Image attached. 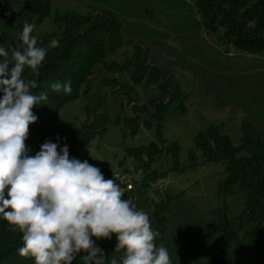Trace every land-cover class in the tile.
<instances>
[{"label":"rangeland","instance_id":"rangeland-1","mask_svg":"<svg viewBox=\"0 0 264 264\" xmlns=\"http://www.w3.org/2000/svg\"><path fill=\"white\" fill-rule=\"evenodd\" d=\"M26 1L30 0H0V9H7L0 22V46L6 49L13 48L18 37L15 18L9 17V12L15 17ZM51 3L50 16L36 31L37 35H58L57 15H113L120 23L119 34L125 44L107 62L123 65L133 56L136 64L128 65L121 75H111L97 66L87 86L57 111L47 141L60 147L67 144L70 158L87 160L100 168L106 179L131 180L136 193L132 201L139 210L148 213L152 229L159 233L155 243L168 249L171 264H217L222 247L221 223L239 215L245 194L237 189L226 196L218 193V183L224 179L223 166L205 162L194 138L199 132L217 126L237 146L244 136L241 126L248 122L256 129V136L264 140V55L240 53L218 39L217 34L205 30L193 0H51ZM167 41L176 42L178 47H170ZM141 62L159 73L161 84L187 95L182 113L174 110L177 101L169 105L163 120L158 121L153 103L161 100L166 104L168 97H162L156 85H133L135 99L128 105L122 84L132 87L130 73ZM154 99L157 101L151 102ZM43 107L51 110L50 105ZM101 117H106L105 127L101 125ZM131 118L137 119L134 135ZM88 132L99 136L88 142L80 135L77 137ZM149 143L164 150L167 146L176 148L183 163L188 153L193 152L197 164L181 172L174 168L166 152L150 163L146 156L140 162L129 153ZM147 162L149 165L144 164ZM148 166L149 172L152 169L163 176L145 178ZM114 239L113 234L111 240L95 243L107 254ZM113 256L119 262L122 253L114 252L111 259Z\"/></svg>","mask_w":264,"mask_h":264},{"label":"trees","instance_id":"trees-1","mask_svg":"<svg viewBox=\"0 0 264 264\" xmlns=\"http://www.w3.org/2000/svg\"><path fill=\"white\" fill-rule=\"evenodd\" d=\"M193 5L197 9L198 19L205 30L217 34L218 39L225 41L240 53L264 55V0H193ZM51 6V0H30L26 1L22 9L17 12L21 16L15 13L14 17L9 12V17L15 18L14 26L18 34L17 42L13 47L18 49L21 47L22 42L19 37L25 23H35L33 35H36L44 46L53 39L59 41L58 47L49 49L38 75L30 76L27 70L25 72L26 77L37 81L38 87L33 91L36 94L44 92L48 97L46 103L42 102L45 104L36 105L32 109L37 120L29 126L25 141L27 154L30 156L39 152L40 146L47 141L48 129L52 126L61 105L73 100L78 91L87 86L97 66H101L111 75H121L125 74L128 65L136 64L133 56L123 65L107 62V58L125 44L119 34L120 23L113 15L105 17L100 14L57 15L55 22L60 33L37 35L36 31L50 16ZM4 10L7 9H0V22L6 15ZM16 21L19 23L16 24ZM140 64L130 73L132 87L122 84L126 89L124 95L128 105L135 99L133 85L142 84L144 87L156 85L162 93L161 96L168 97L166 104H163L161 100L158 101L159 103H153L159 115L158 121L163 120L168 112L167 108L174 102L178 101L174 110L182 113L187 95L178 88L168 89V86H165L166 83L161 84V78L155 69L147 68L143 62ZM69 80L72 88L70 94L52 90L51 85L56 81ZM114 83L117 84L116 81ZM43 105H50L51 110L48 111ZM100 120L101 125L104 124L105 127L106 117H101ZM129 121L132 128L131 135H134L137 119L131 118ZM147 124L149 122H145V125ZM241 128L244 136L241 144L237 146L227 135L221 133L217 126L199 132L194 138L195 147L203 153L205 162L223 166L224 179L218 183V193L226 196L233 194L237 189L245 194L243 210L239 215L230 220L225 218L221 223L222 247L217 264H233V261H237L238 264H264V140L256 136V129L252 124L244 122ZM78 135L86 142L99 136L93 132L79 133L77 137ZM163 152L169 154L174 168L178 171H188L197 164V158L193 152L188 153L184 163L181 162L177 149L172 146H167L164 150L156 143H149L129 150L137 161L142 162L143 157L146 156L149 158V163L152 160L155 161ZM149 163L144 164L149 165ZM145 169V178L156 179L163 176L152 169L149 172V166ZM138 193L137 195L141 196L140 192ZM133 194L136 195V193ZM116 243L115 237L108 245L105 264H110ZM22 246V234L19 231L16 233L8 231L7 222L0 219V264H34L32 258L19 256L18 249ZM82 255L84 254L77 256L73 264H83Z\"/></svg>","mask_w":264,"mask_h":264},{"label":"clouds","instance_id":"clouds-1","mask_svg":"<svg viewBox=\"0 0 264 264\" xmlns=\"http://www.w3.org/2000/svg\"><path fill=\"white\" fill-rule=\"evenodd\" d=\"M35 28L24 24L19 49L0 46V219L22 234L19 256L34 264H73L83 253V264H105L95 241L114 234V252L122 257L110 264H171L168 249L155 243L159 233L148 213L125 198L119 177L106 179L87 160L70 158L67 144L45 141L34 156L27 154L29 126L37 120L32 109L48 97L33 91L37 81L25 72L38 75L49 49L59 45L53 39L44 46ZM51 88L70 94L71 81Z\"/></svg>","mask_w":264,"mask_h":264},{"label":"built area","instance_id":"built-area-1","mask_svg":"<svg viewBox=\"0 0 264 264\" xmlns=\"http://www.w3.org/2000/svg\"><path fill=\"white\" fill-rule=\"evenodd\" d=\"M131 180H126L125 178L119 177L118 183H120L121 187L125 189V198H129L132 200L133 193L135 191V185L131 183Z\"/></svg>","mask_w":264,"mask_h":264}]
</instances>
